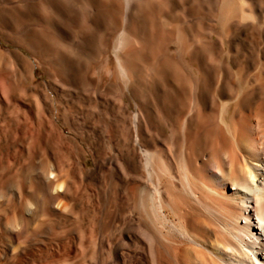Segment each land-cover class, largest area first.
Segmentation results:
<instances>
[{"label":"bare ground","instance_id":"6f19581e","mask_svg":"<svg viewBox=\"0 0 264 264\" xmlns=\"http://www.w3.org/2000/svg\"><path fill=\"white\" fill-rule=\"evenodd\" d=\"M0 8L13 24L0 20V62L20 57L33 77L16 46L51 72L35 96L0 63V264H264V59L234 69L211 38L217 19L264 44V4Z\"/></svg>","mask_w":264,"mask_h":264},{"label":"rangeland","instance_id":"374dc122","mask_svg":"<svg viewBox=\"0 0 264 264\" xmlns=\"http://www.w3.org/2000/svg\"><path fill=\"white\" fill-rule=\"evenodd\" d=\"M258 3H261V4H264V1L263 0H257ZM4 15L3 17L1 16L2 14ZM264 14V12H263ZM2 17V18H1ZM5 12H4V8H0V20L3 22L4 25H6L7 27L10 26V27H13V24H11V22H9L10 24H8V22L5 21ZM9 21V20H8ZM6 22V24H5ZM215 27H214V34L212 35V40L215 41V39L221 43L220 45H222V51H223V55H222V59H231V64L233 66L234 69H236L239 65V61L235 60V59H256V56L254 54V52H257L255 50H261L260 51V54L258 59H264V44H259L258 40L255 38V37H252V36H249L247 39L248 40H242L244 38L245 35H241V38L240 40L243 42V46H242V49H240V46L238 44V39H232L233 35L230 37L229 36H225L226 34H221V30H220V27L219 25L217 24V19H215L214 22ZM8 24V25H7ZM217 24V25H216ZM247 31V32H246ZM7 32V31H6ZM5 30H2L0 29V46L2 48H4V50L7 48H9L10 46H8V41L9 39L11 38L10 35L8 34V32L6 33ZM245 33H250L251 34V30L247 29L245 30ZM3 35V36H1ZM7 35V36H6ZM8 37V38H7ZM230 38V39H229ZM219 39V40H218ZM230 40V42H228ZM10 41H12V39H10ZM245 41V42H244ZM256 41V42H255ZM235 42V43H234ZM253 42V43H252ZM229 43V44H228ZM246 43V44H245ZM236 44V45H235ZM259 44V45H258ZM252 45V46H251ZM262 45V46H261ZM237 47V49H236ZM250 47V48H249ZM1 48V49H2ZM234 50H233V49ZM256 48V49H255ZM261 48V49H260ZM11 49L13 50H16L18 53H23L24 55H26L27 58H29V60L33 63V66H34V76L31 77V75L29 74V71L26 67V64L25 62H23L24 60L22 58H17L15 57V59H8L7 57H4V59H1V65L2 67H4V64L7 63H10V65L12 64L15 68L14 71H12V74L15 75L18 79L21 80V84L23 86V88H27L28 90H31L32 92L30 93H34L35 96H42L44 97L46 95V91L44 90V86L45 88L47 89L48 85H49V81L50 78H49V73L50 70L49 68H47L46 66H44L40 60L41 59H37L36 57L33 56V54L25 49H21V48H17L16 46H13ZM250 49V50H249ZM21 50V51H20ZM238 50V51H237ZM176 52L177 51V47L173 46L172 48V52ZM228 52V53H227ZM232 52V53H231ZM239 54L241 57H239ZM254 54V55H253ZM226 55V56H225ZM229 55V56H228ZM233 55V56H232ZM244 55V56H243ZM251 55V56H250ZM37 56V55H36ZM199 56V59L201 60V63H202V66H204V61H202V59H209L205 56H203V52H199L198 54ZM201 56V57H200ZM253 56V57H252ZM244 57V58H243ZM247 57V58H246ZM263 57V58H262ZM114 59V60H113ZM6 60V61H5ZM14 60V61H13ZM115 60H116V57H115V53L114 52H111L110 53V59H109V62L111 63L110 65L112 66L114 63H115ZM17 61V62H16ZM22 61V62H21ZM40 62V63H39ZM15 64V65H14ZM17 64V65H16ZM23 65V67H22ZM42 65V66H41ZM17 66V67H16ZM26 68V69H25ZM202 68H205L202 67ZM20 70H21V74L20 73ZM26 70V71H25ZM18 71V72H17ZM47 72V73H46ZM17 73V74H16ZM20 73V74H19ZM25 75V76H24ZM48 75V76H47ZM28 80H27V78ZM47 76V77H46ZM49 82V83H47ZM40 84V85H39ZM43 84V85H42ZM27 85V86H26ZM36 87V88H35ZM25 88V89H26ZM40 88V89H39ZM48 94L55 96L53 93H50V92H47ZM48 99V98H47ZM54 101L56 102L57 100L53 97ZM26 107H28L29 109H32V106H31V103L30 101H26L24 102ZM50 107V108H49ZM45 108L47 109V111L50 113V114H57L58 113V109L55 107V104L54 105H49L47 103V107L45 106ZM52 112V113H51ZM57 112V113H56ZM69 132L68 129H66V134ZM68 134H71L70 132ZM87 159H88V165L90 167L93 166V161H92V158L90 156H87Z\"/></svg>","mask_w":264,"mask_h":264}]
</instances>
